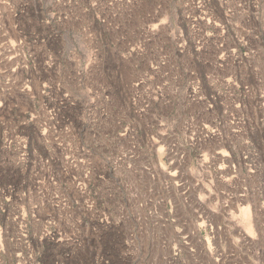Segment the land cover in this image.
Returning a JSON list of instances; mask_svg holds the SVG:
<instances>
[{
    "label": "rangeland",
    "instance_id": "obj_1",
    "mask_svg": "<svg viewBox=\"0 0 264 264\" xmlns=\"http://www.w3.org/2000/svg\"><path fill=\"white\" fill-rule=\"evenodd\" d=\"M0 264H264V0H0Z\"/></svg>",
    "mask_w": 264,
    "mask_h": 264
}]
</instances>
